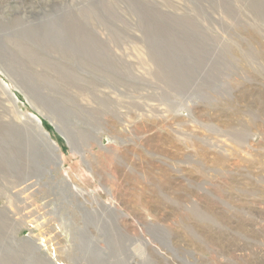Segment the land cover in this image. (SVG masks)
Returning <instances> with one entry per match:
<instances>
[{
  "label": "rangeland",
  "instance_id": "obj_1",
  "mask_svg": "<svg viewBox=\"0 0 264 264\" xmlns=\"http://www.w3.org/2000/svg\"><path fill=\"white\" fill-rule=\"evenodd\" d=\"M101 2L115 16L0 0V20L24 22L8 32L68 60L63 81L38 65L28 83L0 53V264H264V0H150L164 18ZM80 3L114 66L82 64L62 25L42 38ZM153 24L182 44L151 48ZM38 121L59 165L34 157L36 173L22 143Z\"/></svg>",
  "mask_w": 264,
  "mask_h": 264
},
{
  "label": "bare ground",
  "instance_id": "obj_2",
  "mask_svg": "<svg viewBox=\"0 0 264 264\" xmlns=\"http://www.w3.org/2000/svg\"><path fill=\"white\" fill-rule=\"evenodd\" d=\"M211 1L217 2V0ZM99 2L102 4L101 0H99ZM125 2L129 4L131 10L137 15H147L146 17H170L168 14H163L161 11L157 10L154 6H152L150 0H125ZM137 4L139 7L136 6ZM71 5L72 7L70 9H65L64 12L50 13L51 17L49 23L44 24L42 28V38L48 37L49 39H52L57 42L60 35L59 28L62 25L64 28V36L61 37L64 39L63 41L68 45L66 51H76L84 55L85 60L82 61V64L89 67L91 65V62L94 61L97 63L100 62V64L105 67H107L108 65L114 66V58L112 56H109V58H107L108 54H103L106 53L109 48H105L106 46L104 45L102 36L98 34V37L96 34V30H89L84 24L86 17H89L90 15L88 13V10L84 9V4L80 3ZM75 5L81 6L75 7ZM100 8V12H98L99 15L103 13V17L110 18L112 16H115V14L113 15L111 13V9L109 10V8L107 7L106 2H103ZM138 9L140 12L138 11ZM23 23L24 22H22L21 20L19 21L17 17L11 19L10 21L0 20V36L3 38L4 45L2 50H0V53H2L4 57L11 62V64H13L12 66L11 64L9 65L11 66L9 67V70L18 80L30 83L32 82L33 78L30 75H23L21 71L29 70L32 72V67L40 65L43 67V69H46L44 70V72L40 73L42 79L47 78L46 80L53 79L56 81H63L67 73L65 72V66L66 64H68V60H66L64 63H59L58 65L55 61V57H53L52 60H48L40 54L41 50H52L53 45H50L48 40L41 43L39 40L31 41L28 39L30 42H27V39H25V34H22L23 36H18V34L8 32L16 31L17 27ZM154 25L156 24L148 25L149 29L146 32V37L149 39L147 40L151 48L156 50L160 49L161 47L169 48L170 46H172L171 49H173V47L176 48L178 45L182 44V42L178 39H171L174 34H172L170 30L164 32L165 30L159 29L158 26L153 28ZM162 31L164 32V34L159 35L160 33H162ZM29 33L30 32H27V36ZM159 36H161L162 39H160ZM30 43H32L34 47ZM59 49H61V47H59ZM66 51L64 54L61 52L60 54H62L63 58L70 59L67 56L68 53H66ZM48 71L55 72L54 76L50 79V74L49 76L47 75ZM25 129L29 128L26 127ZM35 132L36 137L32 139L31 143L24 141L22 144H24L26 154L27 148L32 149L31 155L28 158L30 159V164H32L30 167H32L37 173L38 168L34 163V157L42 156L45 157L47 160H52L53 162H57V158L53 152L54 146L49 143L50 141L46 137V133L38 124L35 125L34 133ZM35 140L37 142H35L37 145H34ZM38 147H43L44 151L41 154L38 151ZM12 158H8V161H12ZM108 211H110V208ZM49 263L52 264L50 261Z\"/></svg>",
  "mask_w": 264,
  "mask_h": 264
},
{
  "label": "water",
  "instance_id": "obj_3",
  "mask_svg": "<svg viewBox=\"0 0 264 264\" xmlns=\"http://www.w3.org/2000/svg\"><path fill=\"white\" fill-rule=\"evenodd\" d=\"M39 126H40V122L38 121V123H37ZM41 127V126H40ZM53 152H54V154H55V152H56V149H55V147H54V150H53ZM55 156H56V158H57V162H56V165L55 166H57V165H59V160H58V157H57V155L55 154Z\"/></svg>",
  "mask_w": 264,
  "mask_h": 264
}]
</instances>
